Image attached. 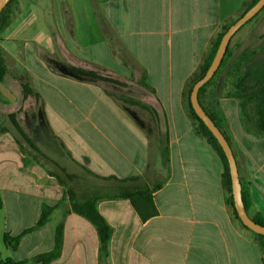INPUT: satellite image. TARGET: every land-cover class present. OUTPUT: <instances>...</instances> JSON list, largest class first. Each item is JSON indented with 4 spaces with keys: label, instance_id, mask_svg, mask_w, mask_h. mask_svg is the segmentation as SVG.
<instances>
[{
    "label": "crops",
    "instance_id": "1",
    "mask_svg": "<svg viewBox=\"0 0 264 264\" xmlns=\"http://www.w3.org/2000/svg\"><path fill=\"white\" fill-rule=\"evenodd\" d=\"M247 1L20 2L0 35L7 66L0 79V126H8L0 134L3 243L6 233L17 236L36 226L43 206L54 211L16 250L4 243V263L35 264L34 256L54 248L62 221L61 256L51 264H100L97 230L67 202L61 204L66 186L56 174L64 169L102 193L116 186L114 179L136 178L148 186L165 181L153 193L158 214L146 221L128 199L98 202L113 228L108 264H264L253 231L235 220L227 202L222 160L196 134L186 102L191 77L208 57L219 27L237 20ZM250 22L231 39L232 55L201 100L225 121L249 216L264 219V131L255 114L254 82L243 80L263 64L264 8ZM54 53L121 83L64 75L51 66ZM20 75L28 77L38 98L23 97ZM12 113H18L25 137L9 123Z\"/></svg>",
    "mask_w": 264,
    "mask_h": 264
},
{
    "label": "trees",
    "instance_id": "2",
    "mask_svg": "<svg viewBox=\"0 0 264 264\" xmlns=\"http://www.w3.org/2000/svg\"><path fill=\"white\" fill-rule=\"evenodd\" d=\"M16 1L17 0H11V2L6 6V8L0 14V35L9 26L12 20L11 6ZM257 2L258 0H248L244 4L243 9L239 12V15H237V19L241 17L252 6H254ZM235 21L236 19H231L221 25L220 31L217 33L215 39L213 40L211 50H210L208 57L205 59L202 66L197 70V72H195L193 76L191 77L189 87L186 92V102H187L189 115L194 122L196 134L206 139L207 142L213 148V150H215V152L219 155L220 159L222 160V163L224 165L223 185L227 193V202L233 210L235 220H237L241 225H243L241 220L238 217V214L234 206V199H233V194H232V180H231L230 168H229L226 155L223 152V149L218 143L217 139L214 137V135L211 133L208 127L204 124V122L197 116V114L195 113L191 105V101H190V96H191L193 85L204 76V74L210 67L224 33ZM229 46L224 56V59L219 69L215 73V75L200 89L199 102H200L202 109L213 120L215 125L221 130V132L223 133V135L225 136V138L230 144L229 137L227 133L224 131L225 121L223 117H221L217 109H214L213 111L206 109V107L203 105L202 100H201L202 93L205 91L206 87L213 81L214 77L218 74L220 68L224 64L225 58L226 56H228L230 52ZM52 66L54 69H57L58 71H60L62 74L79 79V80L95 81L98 79H104L97 72L88 71L82 68H76V67L61 63V62L52 61ZM6 72H7V68L5 64V59H4L2 48L0 46V79L4 78V76L6 75ZM243 77H244L243 80H246V78L248 79L252 78L254 82L255 88L252 89V96H253V100L255 101V114L257 115L256 118H257V122L260 125L261 131H264V58H263L262 66L252 67L250 72L249 73L245 72ZM141 83L142 85L147 86L145 78L142 79ZM23 89H24V98H26L27 95L30 93L31 89L26 83H23ZM121 99L128 103L141 105L144 108H147L148 110L152 111L150 107H147L143 103L131 100L127 97L125 98L122 97ZM13 123L16 127H18L16 121H13ZM2 132H4V129L0 127V134ZM20 133L23 135V137H25V134L23 133V131L20 130ZM61 170L66 177V179L59 178L60 183L66 186V191L61 201V204L64 202H67L68 205H70V211L84 217L97 230L99 240H100V264H108L107 259L109 257V245H110V241L113 235V228L109 225V223L106 221V219L101 215V213L98 210V202L100 200H102L103 198L105 199H128L131 201V204L133 205L134 209L137 211L141 219L144 221L158 214V211L155 206L154 199H153V193L159 190L160 188H162L165 181L154 184L152 186H148L147 184L136 183L137 182L136 178H130V179H125V180L114 179L117 183L116 186L109 188L105 193H102L96 190H91V189L89 190L88 187L84 186L83 183H81L82 187H80L79 192H78V190L74 189L69 184V182H73L75 179H77V177L72 174L67 173L64 169H61ZM248 197H249L248 193L243 189L242 198H243V203L246 209L248 208ZM53 211H54V207L47 206V205L43 206L40 218L36 226L25 229L22 233H20L17 236H12L9 233H6L4 235L5 245L16 250L17 247L19 246V243L22 237L29 234L33 230L38 229L39 227L45 225L47 221L49 220ZM253 220L257 222L258 224L264 226L263 218L262 219L257 218ZM63 231H64V223L61 221L57 225V228H56L54 248L49 252L41 253V254L34 256L32 260L35 264H51L54 260L58 259L61 256L62 247H63ZM254 235L256 236V240L259 243L260 248L262 250L263 262H264V235H260L256 233H254ZM22 263L23 262L20 261V262H16L13 264H22ZM0 264H6L2 261L1 254H0Z\"/></svg>",
    "mask_w": 264,
    "mask_h": 264
},
{
    "label": "water",
    "instance_id": "3",
    "mask_svg": "<svg viewBox=\"0 0 264 264\" xmlns=\"http://www.w3.org/2000/svg\"><path fill=\"white\" fill-rule=\"evenodd\" d=\"M11 2V0H0V14L6 8V6ZM264 8V0H258V2L247 10L241 17H239L224 33L214 59L204 74V76L197 81L192 88L190 101L191 105L197 114V116L204 122L208 127L214 137L217 139L218 143L223 149L228 160L231 180H232V194L234 199V206L238 214L239 219L242 224L253 231L256 234L264 235V226L255 222L248 214L242 198V185L239 178L238 166L233 150L221 132V130L215 125L213 120L205 113L199 102V91L200 89L215 75L219 69L224 56L227 52L228 46L230 44L233 36L239 31L247 22H249L253 17H255Z\"/></svg>",
    "mask_w": 264,
    "mask_h": 264
},
{
    "label": "rangeland",
    "instance_id": "4",
    "mask_svg": "<svg viewBox=\"0 0 264 264\" xmlns=\"http://www.w3.org/2000/svg\"><path fill=\"white\" fill-rule=\"evenodd\" d=\"M23 0H17L15 3H13L12 4V6H11V10H12V16H13V14L15 13V12H17L18 11V7H19V5H20V2H22ZM236 19V18H235ZM251 23V22H250ZM247 24L246 26H245V28L244 29H247V28H249L250 26H251V24ZM220 28H221V26L219 27V30H218V32L220 31ZM244 31V30H243ZM230 52H229V54H228V56H226V58H225V62H224V64L222 65V67L221 68H224V66H225V64H226V62H227V60L228 59H230V57H231V55H232V49H230L229 50ZM44 53V52H43ZM120 55H121V58H123V60H126L127 58H128V56H127V53H126V51L125 50H122L120 53H119ZM43 55H50L49 53H44ZM262 55H260V57H261ZM51 57V59L53 60V61H56V62H61V63H64V64H66V65H70V66H73V67H76V68H82V69H85V70H88V71H93V72H97V73H99L104 79H98V80H103V81H113V82H117V83H121V81H120V79L118 78V77H116V76H114V75H108V74H106V73H104V72H101V71H98L97 69L95 70V69H87V68H83V67H80V66H74V65H71V64H68V63H66L65 61H61V60H59L60 59V57H59V55H57V54H53L52 56H50ZM52 66V65H51ZM53 67V66H52ZM6 68H7V66H6ZM220 68V69H221ZM220 71V70H219ZM19 78H21V84H22V87H23V83H26L28 86H29V88L31 89L30 90V93L27 95V97L29 96V95H35L36 97H37V93L33 90V88L31 87V85H30V83H29V79H28V77H26V76H24V75H20L19 76ZM143 79V78H142ZM141 82H142V80H141ZM142 84V83H141ZM248 86H249V84H248ZM245 88H246V86H245ZM245 88H243V89H245ZM120 94H123V93H120ZM23 97H24V89H23ZM122 97H124V96H122ZM121 97V98H122ZM38 98V97H37ZM125 98V97H124ZM128 98V97H127ZM129 99H131V100H134V99H132V98H129ZM135 101V100H134ZM23 106V105H22ZM9 123L11 124V126H14V128H19L21 131H23L22 130V128L20 127V125H19V121H18V113H12V114H10L9 115ZM13 121H16L17 122V125H18V127H16L15 125H14V123H13ZM0 127H2L3 129H4V131L7 129V125H6V123H4L3 124V126H0ZM19 130V131H20ZM23 133H24V131H23ZM20 135H22V134H20ZM40 156V155H39ZM39 156H37V158L38 159H41ZM43 159V158H42ZM38 162V161H37ZM70 174V173H69ZM57 176H58V178H63V179H66V177H65V175H64V173L61 171V169H59V172H57V174H56ZM72 175H74V176H76V177H79V175H75V174H72ZM82 178V177H81ZM77 179H80V177L79 178H77ZM77 179H75L73 182H69V184H70V186L71 187H73L74 189H76V190H78V192H79V189H80V187H82L81 185V182H79ZM88 180H90V181H93L91 178H87ZM96 182V181H95ZM232 209V208H231ZM233 211V210H232ZM233 216H234V214H233ZM255 238H256V236H255ZM0 252L2 253V255L3 256H8V250L6 249V247H5V245H4V243H3V241H2V239H1V236H0Z\"/></svg>",
    "mask_w": 264,
    "mask_h": 264
}]
</instances>
